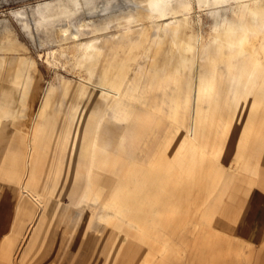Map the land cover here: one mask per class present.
Wrapping results in <instances>:
<instances>
[{
	"label": "rangeland",
	"instance_id": "1",
	"mask_svg": "<svg viewBox=\"0 0 264 264\" xmlns=\"http://www.w3.org/2000/svg\"><path fill=\"white\" fill-rule=\"evenodd\" d=\"M140 1L0 0V45L6 43L7 33L13 32L28 48L25 52L0 49L1 75L10 81L17 80L18 64L15 60L19 56L28 55L38 64L41 76L38 79H42L39 86L44 85V88L46 83L58 76L70 78L74 82L80 81L88 75L72 64L69 55L61 53L57 31L61 27H69L75 32L82 30L81 25L86 23L90 25L86 30L92 29L93 32L80 36V40L90 41L99 37L102 45L99 68L93 79L96 85L105 75L111 80L122 79L126 75L128 77L135 72L132 69H137L139 63H166L171 69L166 74L171 76L175 86L173 89L186 98L188 123L180 132V137L188 143L185 152L188 158L186 173L194 174L199 165V210L194 205L191 209L187 208V204L196 202L195 194L190 190L194 189V184H190L187 194L181 191L175 193L176 202L181 206L172 209V214L157 216L153 221L166 223L171 227L143 225L155 234L151 240L144 241L135 222H124L125 219H138L139 216L134 197L137 195V185L133 181L128 186L132 198L127 200L133 206L125 208L124 215L113 218L111 222L99 219L90 223L86 214L71 221L63 216V209L48 207L44 237L20 264H264V102H248L254 96H264V32L256 38L261 44L256 55L246 54L245 45H239L238 50L233 52L221 48L212 53L206 63L200 61L198 64L194 60L195 55L182 52L181 45L188 40L187 32L200 33L202 44L207 43L211 26L216 21L215 14L205 6L199 7L198 1L194 0V7L189 15L192 28L175 35L167 26L169 20L166 19L158 22L165 24L167 31L161 38L152 33V28L157 26L155 22L146 21L141 24L136 18L138 16L130 18L131 15L146 13V6ZM239 10L229 6L222 13L231 19L234 12L241 15L242 11L239 13ZM240 15L239 18H244V15ZM185 16V13H181L178 17L182 26ZM222 19L223 17L220 21ZM148 26L152 28L149 29ZM191 42L195 44L194 40ZM71 53L77 57L80 47L73 48ZM245 61L246 66L243 67ZM200 72L211 79H200ZM237 75L239 76L236 78ZM231 79L235 82L234 90L228 87ZM7 87L13 89L14 93L5 103L15 108L20 105L21 100L18 87ZM42 91L43 89L38 92V96L42 95ZM30 100L34 109L36 97L32 95ZM67 101L62 110H56L48 118L47 126L40 130L44 132L37 135H34L36 129L32 124L33 110L25 117H21L19 111H12L10 119L0 125V140L5 143L3 152H24L27 138L33 136L38 148L37 170L45 168V172H48L50 161H46V158L51 145L57 146L54 143L55 134L71 131L72 140L75 132L80 131L79 138L84 137V128L89 129V125L98 119L97 115L85 116L81 119L82 125L79 124L78 127L75 125L78 120L73 117V104L68 99ZM135 103L138 107H143L139 100H135ZM168 107L169 105H165V108L155 114L153 108L150 109L147 122L142 128L144 135L135 137V147H143L149 154L141 166L121 158L112 167L107 166L106 170L117 169L124 173L127 170L146 168L155 171L148 175L150 178H156L160 174L158 170L164 165L157 162L151 168L153 166L148 160L152 153L162 147L161 142L170 130ZM194 120L195 126L192 129ZM156 121L162 122L160 128H156ZM68 124L70 127H67ZM102 130H107V127L104 126ZM145 140L151 143H143ZM65 147L64 153L68 154L74 146L67 144ZM80 149H77V153H80ZM243 154L252 165H259L256 176L241 167L239 160L243 158ZM17 163L19 164L11 166L12 163L8 161L10 169L15 172V175L8 176L9 181L0 178V216L6 214L5 202L13 200L16 203L18 198L22 162ZM64 166L67 169V164ZM1 167L0 165V169ZM213 170L221 174L229 170L230 175L225 181L230 186L225 192L214 195V199L219 200L212 220L204 213L213 197L212 188L206 183L207 179L212 178ZM202 174L204 182H201ZM251 178L254 179L253 185L249 183ZM53 179L55 182L51 183L58 187L56 193L66 203H70L71 192L68 188L72 186L71 181L61 175ZM114 179L116 178L111 173L101 176L102 198L110 194ZM43 183L41 177L40 189L43 188ZM152 193L153 190L146 194ZM159 199L156 201L161 203L162 199ZM15 203L11 207L12 214L16 210ZM101 211L114 212L111 209ZM184 211L193 214L184 216ZM6 237L8 236L4 232H0V241Z\"/></svg>",
	"mask_w": 264,
	"mask_h": 264
},
{
	"label": "crops",
	"instance_id": "2",
	"mask_svg": "<svg viewBox=\"0 0 264 264\" xmlns=\"http://www.w3.org/2000/svg\"><path fill=\"white\" fill-rule=\"evenodd\" d=\"M170 70L166 63L163 65L155 61L151 64L139 63L137 69H132L135 72L130 74L124 81L120 95L102 96L93 93L94 95L89 98L77 96L74 87L70 89L68 95H61L60 81L57 77V79L50 81L57 86V94L53 97L51 106L41 120L36 117L41 103V96L37 94V103L33 109L31 97L28 96L26 91L27 81L23 80L20 75H18L17 80L13 81L2 75L0 76V125L7 121L5 116L8 117V120L10 119L12 111H19L21 117H25L29 111L33 110L32 124L33 128L36 129L34 135L40 134L44 132V130H40L45 129L47 126L48 118L56 110H62L68 102L67 99L73 104V117L78 120L75 125H78L81 116L78 117L79 112L77 113V109H81L86 103L87 113L85 116H98V119L89 125L92 146L88 152L86 151L85 140L83 137L79 138L80 134L78 132H75V137L72 140L71 135L73 132L71 131L60 135L55 134L54 143L57 146L52 147L51 145L46 158V161H50L48 172H45V168L40 171L37 170L39 158L35 137L29 136L27 138L24 152L14 151L12 154L6 151L3 152L5 143L0 140V165L2 166L0 178L9 181L8 176L15 175V172L10 169L8 161H10V164L12 163L11 166L18 165L17 162L19 161L22 162V164L20 163L22 171L19 175V194L16 203L13 200L6 201L4 204L6 214L0 216V232H4L8 236L5 240L0 241V263L6 261L8 264H20L22 259L36 248L39 240L44 237V224L48 207L63 209V216L71 221H75L84 214L87 215L90 223H94L99 219L111 222L113 218L121 217L124 215L123 210L125 208L133 206L127 201L132 198L131 189L128 186L133 181L137 185V195L134 197H136L139 216L138 219H125L124 222L129 224L135 222L140 237L144 241L151 240L155 234L144 228L143 225L171 227L169 224L153 221L157 216L170 215L172 209L179 208L181 204L176 202L175 193L181 191L187 194L189 192L188 185L190 184H194V189L190 190L195 194L196 202L190 205L187 204V208L191 209L196 206V209L199 210V165L196 166L194 174L188 175L186 173L188 158L185 152L188 143L186 139L185 141L184 138L180 137V132L188 123L186 98L173 89L175 86L171 76L166 74ZM37 72L36 80L39 92L44 85L39 86L42 79H38L41 77L39 69ZM227 82L229 83V81ZM9 85L18 87L21 100L20 105L15 108L8 105L9 112L7 113L3 111L1 104L14 93L13 89L7 87ZM228 87L232 90L235 86L230 82ZM135 100H139L143 107H138ZM248 102H264V96H254ZM165 105H169L167 112L171 127L161 142L162 147L152 153L151 158L148 160L153 166L151 168H154L157 162L164 165L158 170L160 174L156 178H150L148 175L155 171L146 168H137L136 171L127 170L124 173H120L117 169L106 170L107 166L112 167L121 158L135 163L139 167L141 166V163L145 161L144 158L149 154L145 151V148L135 147V137L144 135L142 128L147 122L149 117L147 113L150 109L153 108L155 114L160 109L165 108ZM155 125L156 128H160L162 122L156 121ZM104 126L107 127V130H102ZM67 127H70V125L68 124ZM30 142L34 143L31 144L33 147H30ZM143 143L148 144L151 142L145 140ZM67 144L74 146L72 152L68 154L64 153ZM80 146H82L81 149ZM112 146H114V151L117 152L112 150ZM77 149L81 150L80 153H77ZM30 152L31 157L29 159ZM239 161H241L242 168L256 176L259 169L258 164L252 165L247 161L245 154ZM65 164H67V169L64 166ZM106 173H111L116 179L112 180L110 194L106 198H102L100 195L101 176ZM58 175L65 176V179L70 180L72 183V186L68 188V191L71 192L70 203H66L62 196L56 193L58 187L51 183V181L55 182L53 178L56 179ZM229 175V170L225 174L213 170L212 178L206 180L207 185L212 188L213 197L204 214L211 217L212 220L219 200V198L214 199V195L217 192L220 194L223 191L225 192L227 187L230 186L229 182L225 181ZM133 176H135L134 180ZM41 177H43L44 182L42 189L39 187ZM201 177V182H204V174ZM249 181L250 185L254 184L253 178ZM178 185H180L179 188ZM151 190H153V193L147 195L146 193ZM163 193L166 195H162ZM159 198L162 199L161 203L156 201ZM214 200L215 202H213ZM92 201L95 203L93 204ZM14 203L16 210L12 214L11 207ZM102 209H111L114 212L103 213ZM182 213L184 216L193 214L188 211Z\"/></svg>",
	"mask_w": 264,
	"mask_h": 264
},
{
	"label": "bare ground",
	"instance_id": "3",
	"mask_svg": "<svg viewBox=\"0 0 264 264\" xmlns=\"http://www.w3.org/2000/svg\"><path fill=\"white\" fill-rule=\"evenodd\" d=\"M199 7H207L209 8L213 14H215V23L211 26V35L210 39L207 43L202 44V36L201 34H194V32H187L186 35L188 40L183 42L181 45L182 52L187 55H195V61L200 63V61L207 62L210 60V55L212 53L218 52L221 48H223L227 52H233L234 50H238L239 45H245L246 54L248 55H256L258 50L261 47L256 41V38L260 34L264 32V0H197ZM196 1V2H197ZM110 3V2H109ZM140 3L146 6V13H142L140 15H131L130 18H135L138 16V20L141 24H145L148 22H155L157 24L156 27L152 28V33L156 37H163L166 35L167 31L165 28V24L159 23L160 21L168 19V27L171 29L172 33L178 35L180 33H185L186 30H190L191 22L189 20L190 13H192L194 7V0H141ZM229 6H233L239 8V13L242 11L241 15L233 13L232 18L229 19L226 14L222 12L227 9ZM203 9V8H202ZM205 10V8L203 9ZM207 11V10H206ZM185 13L183 26L180 24L178 17L179 14ZM239 15H244V18H239ZM223 17V21H220V18ZM87 23L82 24V30L78 29L75 32H72L69 27H61L57 31L58 40L61 46V53L63 55H69L70 60L74 66H78L80 69L85 71L88 76L82 77L80 81L74 82L72 79L67 77H59L60 81V94L68 95L70 89L74 87L76 95L79 97H87L93 96V92L97 91L99 95H109V96H118L121 94L122 85L128 77H124L122 79H113L111 80L108 76H102L99 79L98 85L93 81L97 71L99 64V55L102 52L101 40L99 37L92 39L90 41H81L80 36H84L86 34H90L93 32L86 30L88 28ZM149 27V26H148ZM149 27V29H151ZM6 43L0 45V49H3L7 52L12 51H27V46L19 41L16 35L13 32L7 33L5 36ZM120 38V37H119ZM194 40L195 44L191 41ZM80 47V53L77 57L71 53L73 48ZM241 52V51H239ZM75 58V60H74ZM61 59V57H60ZM56 60V59H55ZM69 60V62H71ZM18 64V75L22 76L23 80L27 81L26 91L28 96L31 97L37 96L38 94V83H37V71L38 64L36 60L32 56L22 55L15 60ZM255 61V60H254ZM245 61L242 65L246 66ZM198 63V64H199ZM1 64V61H0ZM14 64V63H12ZM1 66V65H0ZM209 71V70H208ZM2 71L0 69V76ZM204 74V73H203ZM200 72L199 78L204 80L211 79L210 76L203 75ZM241 75V74H240ZM39 76V75H38ZM239 75L236 76V78ZM233 77V76H232ZM114 81V82H113ZM120 82V83H118ZM231 84L235 86V82L233 79L230 80ZM235 87L233 88V90ZM57 86L51 82L46 83L43 88L41 95V103L39 109L36 113V117L41 120L42 117L47 112V109L51 106V102L53 97L57 94ZM238 92V91H237ZM7 100L3 101L1 107L4 112L8 111V105L5 103ZM79 118V124L81 119L85 117L87 113V103L81 109H77V113ZM81 113V114H80ZM5 119L8 120V117L5 116ZM83 122V121H82ZM84 123V122H83ZM82 125V124H80ZM195 126V120L193 121V127ZM82 127V126H81ZM80 129V128H79ZM84 140L86 151L90 150L92 146V137H91V129L84 128ZM78 134H81L80 131H77ZM89 135V136H87ZM30 142V147L34 144ZM33 147V146H32ZM29 159L31 157V152L29 153Z\"/></svg>",
	"mask_w": 264,
	"mask_h": 264
}]
</instances>
